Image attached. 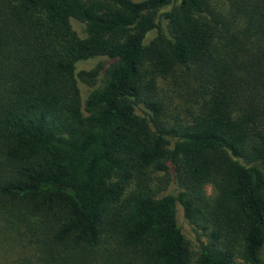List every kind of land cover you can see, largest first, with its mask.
<instances>
[{
    "label": "trees",
    "instance_id": "1",
    "mask_svg": "<svg viewBox=\"0 0 264 264\" xmlns=\"http://www.w3.org/2000/svg\"><path fill=\"white\" fill-rule=\"evenodd\" d=\"M0 264H264V0H0Z\"/></svg>",
    "mask_w": 264,
    "mask_h": 264
},
{
    "label": "rangeland",
    "instance_id": "2",
    "mask_svg": "<svg viewBox=\"0 0 264 264\" xmlns=\"http://www.w3.org/2000/svg\"><path fill=\"white\" fill-rule=\"evenodd\" d=\"M93 62H94L93 60H89V61H86V62H83V63L78 64V67L79 68L80 67L88 68V67H90L93 64ZM166 84L167 83H165V82H163L161 84V88H162L163 91L167 87ZM178 101H176V103H178ZM204 191H205V193H210V187L208 185H205ZM176 218H177V221H178V225H179L180 230L182 231V233L184 234V236L189 240L192 249L195 250V244H197L198 238L200 240H204V237L199 236L197 238V234L193 230L192 226L189 223H187V221L184 219V217L182 215L181 207L179 205L176 208Z\"/></svg>",
    "mask_w": 264,
    "mask_h": 264
}]
</instances>
